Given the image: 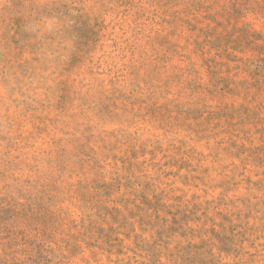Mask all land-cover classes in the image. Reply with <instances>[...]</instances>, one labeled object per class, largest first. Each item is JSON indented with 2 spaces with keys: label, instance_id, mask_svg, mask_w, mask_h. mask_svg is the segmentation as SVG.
Masks as SVG:
<instances>
[{
  "label": "rangeland",
  "instance_id": "374dc122",
  "mask_svg": "<svg viewBox=\"0 0 264 264\" xmlns=\"http://www.w3.org/2000/svg\"><path fill=\"white\" fill-rule=\"evenodd\" d=\"M0 264H264V0H0Z\"/></svg>",
  "mask_w": 264,
  "mask_h": 264
}]
</instances>
